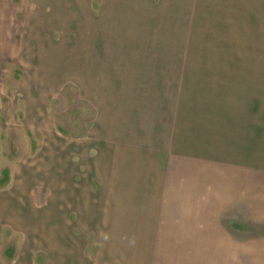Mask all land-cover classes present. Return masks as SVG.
<instances>
[{
  "label": "rangeland",
  "instance_id": "374dc122",
  "mask_svg": "<svg viewBox=\"0 0 264 264\" xmlns=\"http://www.w3.org/2000/svg\"><path fill=\"white\" fill-rule=\"evenodd\" d=\"M1 43L0 193L34 216L1 224L0 264H48L28 237L50 231L75 264H264V0H0ZM39 103L45 133L25 114ZM49 129L73 144L67 224L49 220ZM158 184H178V244L146 238Z\"/></svg>",
  "mask_w": 264,
  "mask_h": 264
},
{
  "label": "crops",
  "instance_id": "0c3cea01",
  "mask_svg": "<svg viewBox=\"0 0 264 264\" xmlns=\"http://www.w3.org/2000/svg\"><path fill=\"white\" fill-rule=\"evenodd\" d=\"M6 45H8L7 43H1L0 47H6ZM6 52V50H5ZM4 50H0V64H2V62L6 59V56L4 57ZM39 103V106H33L32 111L27 110V112H25V114L27 116H29L30 118H32V124L35 127H38V131H41L42 133H45L46 130H48V126H49V121H50V110L48 107V103L46 104H41ZM32 116V117H31ZM49 117V118H48ZM49 119V120H47ZM34 127V128H35ZM48 140H49V151H48V158H49V169L50 171H52V176L54 175V181H49L50 186H49V190L50 191H54L55 195L50 194V200H49V220L50 222L53 223H62V224H67L68 220V211L67 208H69V204L73 205V197L72 194L70 193L69 196L70 198L66 201L60 200L62 202H57V198H56V193H57V185H58V181L60 182L59 184L61 185H65V188H67V185L71 184V188L74 187L73 186V171H74V167L72 164V153L68 154L70 156H67V153L65 151V155H59L57 152H61L63 150L69 149L71 152V149L73 148V144L72 142L69 141H64L62 140V138H60V136H53L50 132L49 129V133L47 136ZM37 156V154H34V157ZM63 160V162H62ZM108 179H107V184L108 187L106 188V190L109 192L107 194V198H108V203L111 205V203L115 206L116 203L115 201H118L117 199V195H118V188L117 185L119 184V180L116 178L118 175V172L115 171L113 168H108ZM63 174L64 179L62 182L61 178H58V176H61ZM104 175V173H103ZM178 177V174L176 175ZM160 179V178H159ZM167 179V178H166ZM51 180V179H50ZM158 186L160 187V184L155 185L154 189L156 191L154 195H152V197L148 200L149 201V207L151 208V217L149 219L150 222V227L148 229H146V238H150V239H161V240H167L169 239L171 241V244H173L172 240H177L176 242L174 241V243L178 244V239L183 237V231L180 232L179 231V217L181 216L180 212H178V210H176V214H172V216H170L168 214V208L169 206H179L177 203L179 202V188H178V184H176V189L171 188L173 187L171 185L168 184H163L161 185L160 191L158 190ZM9 190L6 189V193L2 194L0 193V208L1 207H10L11 208H24V203L20 204L18 202V200L12 198L10 199L9 197ZM102 191H105L102 189ZM3 192V191H2ZM23 195V194H22ZM6 199H4V197ZM55 196V197H53ZM104 200H105V194H102ZM24 197V195H23ZM174 197L176 199H174ZM106 198V199H107ZM6 200V201H3ZM103 200V203H99L98 206L100 207H105V201ZM174 200H176V202H174ZM9 201H11V204L9 203ZM9 203V204H8ZM59 207L60 211L58 212L59 214V219L57 218V208ZM25 209V208H24ZM23 210H19L18 212L20 213V215L24 218L25 216L27 217H33L34 213L31 212V209L27 211L28 214H25ZM15 210V209H13ZM104 210V209H103ZM17 210H15V212H12L9 214V209L4 208V211H2V216H1V212H0V228H1V224L5 223L8 226L10 225V218L13 220L14 218L17 219V221H19L18 219V213ZM101 212V211H100ZM65 213V214H64ZM26 217V218H27ZM28 218V219H29ZM168 218L169 219V223H173L172 226L170 227H166V223L168 222ZM177 218V219H174ZM4 221V222H3ZM33 221H35V219H33ZM118 218L117 215H113V216H106L105 215V211L99 213L98 211V215L96 217V222L103 224V226H105V223H107V228L111 230L112 228V237H117L120 238V234L121 231L117 230L119 229L118 226H114L115 223H118ZM174 222H176V231L174 232ZM114 224L112 227L108 226V224ZM160 224V226L158 225ZM64 229V228H62ZM37 230V227L36 229ZM109 230V232H110ZM50 234L48 236H44L41 235V233H36L33 232V234H31L28 238H32V248L35 249H39L40 247H46L48 252V264H75L74 261L78 262H82V257H81V252L78 249H74L71 245L73 244L72 240V236L69 234V232L65 231V234H63V246H58L57 245V236L53 233V232H49ZM117 234V235H116ZM65 235V236H64ZM42 236H44V238L42 239ZM130 237H136V235H130ZM47 241V242H46ZM164 243V242H163ZM31 243H29L30 245ZM30 247V248H31ZM159 249V248H158ZM162 249V248H161ZM170 247H168L165 250L160 251L159 253H161L162 255L165 254H170V255H175V253H177L178 255H181L180 253H182V251H172L169 250ZM181 249V248H180ZM30 249H26L25 251H23L24 256H26L25 261H20L16 264H32V261H29L32 254H30ZM154 253H156V251H154ZM167 260V259H166Z\"/></svg>",
  "mask_w": 264,
  "mask_h": 264
}]
</instances>
